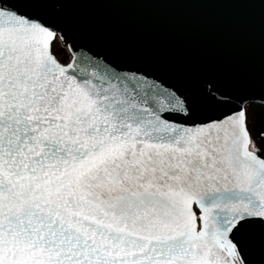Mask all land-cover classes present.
<instances>
[{"label": "snow or ice", "instance_id": "6c2138e0", "mask_svg": "<svg viewBox=\"0 0 264 264\" xmlns=\"http://www.w3.org/2000/svg\"><path fill=\"white\" fill-rule=\"evenodd\" d=\"M178 12L220 58L112 22ZM256 109L264 0H0V264H264Z\"/></svg>", "mask_w": 264, "mask_h": 264}, {"label": "water", "instance_id": "95a60500", "mask_svg": "<svg viewBox=\"0 0 264 264\" xmlns=\"http://www.w3.org/2000/svg\"><path fill=\"white\" fill-rule=\"evenodd\" d=\"M112 22L139 29L140 42L149 51L218 59L224 41L215 29L229 25L232 17L219 12L121 14Z\"/></svg>", "mask_w": 264, "mask_h": 264}, {"label": "trees", "instance_id": "16d2710c", "mask_svg": "<svg viewBox=\"0 0 264 264\" xmlns=\"http://www.w3.org/2000/svg\"><path fill=\"white\" fill-rule=\"evenodd\" d=\"M256 121L255 126L253 128V134L256 135L260 131H264V110L256 109Z\"/></svg>", "mask_w": 264, "mask_h": 264}]
</instances>
